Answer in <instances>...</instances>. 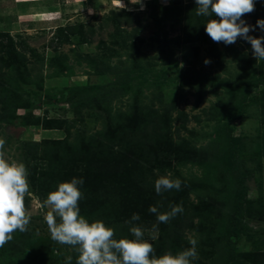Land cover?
Instances as JSON below:
<instances>
[{
  "label": "rangeland",
  "instance_id": "1",
  "mask_svg": "<svg viewBox=\"0 0 264 264\" xmlns=\"http://www.w3.org/2000/svg\"><path fill=\"white\" fill-rule=\"evenodd\" d=\"M170 1L143 0L141 10L138 0H0V32L20 43L14 45L19 54L8 48L0 52L4 62L0 76V113L4 114L0 118V153L9 161L23 162L28 170L30 194L25 196V209L31 221L26 232L12 234L13 238L22 239L18 245L23 257L36 258L42 264H64L62 253L65 248L70 250L50 238L44 221L50 209L42 207L48 193L41 197L39 192L46 191L44 172L50 166L58 168L60 162L56 161L64 146L65 150L78 146L72 155L79 165L74 170L80 174L85 161L78 160L83 158L81 151L88 145L82 147L83 142L95 135L106 138L107 131L115 129L136 110L139 114L159 112L166 105L173 117L172 128L180 130V138L196 147L213 144L211 164L207 167L175 163L166 175L182 182L179 191L193 204L213 195L216 204L205 221L218 233L226 228L229 193L234 189L233 175L219 158L232 149L237 159L248 160L251 174L244 184L245 199L251 208L242 218L250 229L239 235L235 257L228 264H252L255 253H264V214L257 217V201L264 200V157L250 155L263 146L264 92L260 89H264V60L257 61L251 45L239 37L232 46L243 55L242 59L231 57L217 43L224 55L222 65L211 58L210 41L206 40L171 43L162 52L158 43L150 39L151 25L140 32L142 41L136 43L132 55L116 46L104 51L97 45L100 38L109 41L112 31L110 24L99 29L103 15L124 9L142 16L152 4L164 7ZM263 2L256 0L254 9ZM174 4L184 11L183 6H187L189 13L196 12L194 0H176ZM242 19L253 25L248 13ZM73 23H83L85 29L90 24L98 32L90 43L79 42L75 34L56 46L54 30ZM124 27L129 29L130 25ZM166 29L169 38L180 33L168 26ZM249 35L260 37L264 32L257 28ZM206 59L210 63L205 64ZM254 79L261 82L252 85L250 81ZM246 89L248 93L242 97L241 91ZM238 108L241 115L233 114ZM61 121L62 126H58ZM63 138V146L55 143ZM114 149L118 150V146L114 145ZM82 177L87 180L88 174ZM91 180L93 189L101 193V202L107 195L104 192L109 181H116L106 174L102 179ZM189 185L192 187L188 188ZM142 212L139 206L136 213ZM199 220L194 218V227L184 231L186 241L196 238L199 242L203 235L197 230ZM216 236L213 234L204 244L200 243L207 254L198 252L194 264H212L213 259L222 256L224 247L214 246L218 244L212 239ZM256 263L264 264V257L256 259Z\"/></svg>",
  "mask_w": 264,
  "mask_h": 264
},
{
  "label": "trees",
  "instance_id": "2",
  "mask_svg": "<svg viewBox=\"0 0 264 264\" xmlns=\"http://www.w3.org/2000/svg\"><path fill=\"white\" fill-rule=\"evenodd\" d=\"M174 2L176 0H171L164 7L152 4L147 12H143L144 15L142 16L137 15L138 13L127 12L124 9L112 10L109 14L103 15L99 21V29L102 30V26L110 24L112 31L109 33V41L103 38L99 39L97 44L99 49L105 51L112 49V46H116L127 50L132 55L135 52L136 43L142 41L139 35L140 32L151 25L153 35L150 39L158 43L162 52H165V49L171 43L177 45L184 42L206 40L210 41L209 53L211 58L215 64L222 65L224 55L217 47L218 42H214L206 34L203 24L209 19L218 17H198L194 12H187V6H183L185 8L184 11V9L182 10L176 6ZM248 15L253 26L256 24L257 19H264V2L256 10L254 9L248 13ZM125 24L130 25V28L126 29L124 27ZM84 26L83 23L58 26L54 30L56 46L67 42L69 36L75 34L79 36V42L90 43L92 36L98 31L90 24L87 25L86 29ZM167 26L171 28V31L178 30L180 33L169 38ZM0 37V52L8 48L18 53L14 45H19V42H14L11 36L5 32H0ZM219 43L222 50L229 53L231 57L243 58V55L232 44ZM6 63L9 62L6 61ZM3 64V59L0 56V76L2 75ZM260 76L259 80H262L263 76ZM259 80L254 79L250 83L256 85L261 82ZM260 92L263 93L264 89H260ZM247 93L248 89L242 90L241 96L244 97ZM251 98L255 99V95H252ZM134 108L136 109L137 106ZM261 110L264 114V105ZM233 114L241 115V109H235ZM3 116L4 114L0 113V118H3ZM63 122L61 121L58 126H62ZM262 122L264 123V118ZM172 126L173 117L170 115L168 105L164 106L159 112L151 110L147 113L139 114L136 110L123 123L118 124L115 129L107 131L106 138L102 137V135H95L87 142L81 144L82 146L88 143L84 150H80L83 158L78 161L79 163L82 160L85 161L83 163L85 169L80 174L75 172V167L79 165L75 164V162H78L72 155V153L78 151V146L74 145L70 150H65L64 146L63 152L60 153L59 161H56L60 162L58 168L55 169V167L50 166L44 172L43 178H45L47 184L45 183L44 185L46 191L39 190V192H42L41 197H45L47 193L55 190L60 182L70 181L73 177L79 178L84 174H88V179L84 180V184L81 187L83 195L79 201L80 213L90 221H103L107 226L113 227L115 229V238L117 239L133 238L129 232L131 226H139L145 232L153 234L151 229L153 225L157 224V220L156 215L148 211L149 206H156L159 212L165 213L169 212L173 205H182V213H178L167 223L158 225V239L152 241L151 236H144V239L149 240L153 244L156 256H161L166 252L176 254L190 247L189 240L186 241L184 239V231L194 227L193 219L198 218L203 222L199 220L197 230L203 235L200 236L201 238L197 244V252L206 253L200 243L208 240L214 234L217 236L212 239H216L218 243L214 246H217V248L223 246L224 248L222 256L216 260L213 259L212 264H228L232 262L235 257V244L239 239V235L243 232L246 233L250 229L242 218L243 213L251 208L250 203L247 204V199H245L247 188L244 184L251 174L247 163L248 160L237 159L232 149L229 152L224 151L221 158H219L225 170L233 175L232 184L234 189L231 188L232 191L228 190L231 192L229 193L230 200H228L229 207L225 213L226 228L223 231L214 233L216 228L205 221L207 219L206 216H209L216 204L214 202L216 199L213 195L209 197V200H199L198 203L193 204L184 198V194L175 189L163 192L160 195H157L154 190L155 180L165 176L166 171L172 169L175 163L190 162L204 167L211 164V155H213L212 143L196 147L187 139L180 138V130L174 129ZM56 141L55 143L62 144L61 146L66 142L64 138ZM262 141L263 146L251 152L250 155L258 158L264 157V136ZM95 144L96 146H94ZM114 145L118 146V150L114 149ZM103 174L115 178L116 181H109L110 185L106 187V192H104L107 195L101 202V193L93 189L91 177L92 179L94 177L102 179ZM183 182L185 183L186 181ZM101 185H103V182ZM190 186L188 188L192 187ZM263 201V199L257 201L259 210L257 217L259 218L264 214ZM139 206L143 211L142 215L138 213L140 220L129 224L128 221H130L132 214L136 213ZM20 242H22V239L19 236L13 238L5 245L7 249L4 247L0 251V264H9V261H16V264H42L36 258L23 257L18 245ZM64 246L70 248V250L65 248L63 251L64 258L72 256V264H75L77 252L70 245ZM214 246L212 244V250ZM211 249L209 253L212 252ZM60 256L62 255L60 254ZM261 257H264V253H255L252 264H257L256 259H261Z\"/></svg>",
  "mask_w": 264,
  "mask_h": 264
},
{
  "label": "clouds",
  "instance_id": "3",
  "mask_svg": "<svg viewBox=\"0 0 264 264\" xmlns=\"http://www.w3.org/2000/svg\"><path fill=\"white\" fill-rule=\"evenodd\" d=\"M143 10V0H138ZM196 16L218 17L204 24L206 34L214 42L231 45L241 38L251 45L252 55L264 60V36L254 37L250 31L257 28L264 32V19L249 25L242 17L254 10L256 0H194ZM205 64L210 63L206 59ZM3 141H0V149ZM181 181L161 176L154 182L157 195L173 189H181ZM82 177L60 182L56 189L47 194L42 207L50 209L44 215L50 238L60 245H70L77 252L75 264H194L198 257L196 238L189 239L190 247L176 254L166 252L156 256L153 244L144 239L145 230L131 226L133 238H115V229L103 221H90L80 213ZM30 194L28 170L23 162L9 161L0 153V248L13 239V233L28 230L31 217L26 214L25 196ZM148 211L156 215L157 224L151 229V240L158 239L160 223H167L178 213L182 205H173L169 212L161 213L156 206ZM139 214H132L129 224L139 221ZM72 256H66L64 264H72Z\"/></svg>",
  "mask_w": 264,
  "mask_h": 264
}]
</instances>
